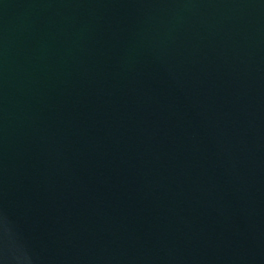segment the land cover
Here are the masks:
<instances>
[{"label": "water", "instance_id": "1", "mask_svg": "<svg viewBox=\"0 0 264 264\" xmlns=\"http://www.w3.org/2000/svg\"><path fill=\"white\" fill-rule=\"evenodd\" d=\"M0 264H264V0H0Z\"/></svg>", "mask_w": 264, "mask_h": 264}]
</instances>
